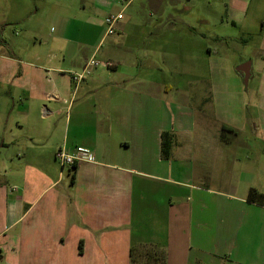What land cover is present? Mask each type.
<instances>
[{
	"label": "crops",
	"instance_id": "crops-1",
	"mask_svg": "<svg viewBox=\"0 0 264 264\" xmlns=\"http://www.w3.org/2000/svg\"><path fill=\"white\" fill-rule=\"evenodd\" d=\"M135 1L59 8L29 51L1 38L0 264H264V204L248 199L264 193V122L242 97L233 117L219 110L231 108L226 88L165 80L182 73L167 54L140 77L130 29L148 24L124 14ZM164 1L140 3L163 12ZM83 28L102 32L86 40ZM79 146L91 158L72 180L56 153Z\"/></svg>",
	"mask_w": 264,
	"mask_h": 264
},
{
	"label": "rangeland",
	"instance_id": "rangeland-1",
	"mask_svg": "<svg viewBox=\"0 0 264 264\" xmlns=\"http://www.w3.org/2000/svg\"><path fill=\"white\" fill-rule=\"evenodd\" d=\"M70 3L72 9L77 8V0H0V44L3 39V46L11 49L21 43L29 51L34 42L55 29L51 21L55 12L59 8L66 11L64 7ZM163 8V12L152 5L145 8L136 0L124 13L131 20L148 24L141 31L130 29L131 48L145 69L140 77L150 74V59L162 63L161 56L167 54L182 73L167 75L165 80L198 90L204 86L226 88L233 97L231 108L219 110L230 111L227 117H233L239 112L242 97L247 103L245 116L264 122V0H165ZM172 21L178 25L176 29L169 24ZM88 30L83 28L79 37L96 40L102 32L100 28ZM245 62L252 68L247 82L238 70ZM248 131L249 127L245 128L244 135H249Z\"/></svg>",
	"mask_w": 264,
	"mask_h": 264
},
{
	"label": "built area",
	"instance_id": "built-area-1",
	"mask_svg": "<svg viewBox=\"0 0 264 264\" xmlns=\"http://www.w3.org/2000/svg\"><path fill=\"white\" fill-rule=\"evenodd\" d=\"M123 17L122 13L117 14H109L105 18V24L107 25V32L113 33L115 31V24L118 20H120ZM99 61L92 57L86 67L81 72H74L71 75V78L76 83L83 81L88 75H90L93 71V69L98 65ZM56 158L60 160L61 163L64 165H69L70 167L74 164H77L78 162L84 160V159H90L91 153L87 148L84 147H77L75 154H70L67 149L60 148L56 153Z\"/></svg>",
	"mask_w": 264,
	"mask_h": 264
},
{
	"label": "trees",
	"instance_id": "trees-1",
	"mask_svg": "<svg viewBox=\"0 0 264 264\" xmlns=\"http://www.w3.org/2000/svg\"><path fill=\"white\" fill-rule=\"evenodd\" d=\"M171 140H172V137L169 133L164 132L162 134V153L164 157H168L170 153ZM76 166L77 164H74L70 167V173L72 176L71 178L72 180H74ZM248 199L252 202L264 204V193L260 192L258 189L251 188L248 194Z\"/></svg>",
	"mask_w": 264,
	"mask_h": 264
},
{
	"label": "water",
	"instance_id": "water-1",
	"mask_svg": "<svg viewBox=\"0 0 264 264\" xmlns=\"http://www.w3.org/2000/svg\"><path fill=\"white\" fill-rule=\"evenodd\" d=\"M238 70L243 72L245 81L247 82L249 77L251 76V63L245 62L238 67Z\"/></svg>",
	"mask_w": 264,
	"mask_h": 264
}]
</instances>
